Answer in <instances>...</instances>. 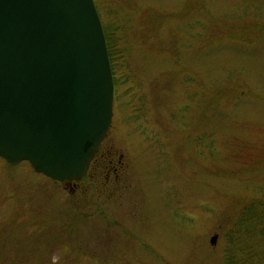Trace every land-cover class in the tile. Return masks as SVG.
I'll use <instances>...</instances> for the list:
<instances>
[{
	"label": "rangeland",
	"instance_id": "rangeland-1",
	"mask_svg": "<svg viewBox=\"0 0 264 264\" xmlns=\"http://www.w3.org/2000/svg\"><path fill=\"white\" fill-rule=\"evenodd\" d=\"M95 1L110 128L78 181L0 159V264H264V0Z\"/></svg>",
	"mask_w": 264,
	"mask_h": 264
},
{
	"label": "water",
	"instance_id": "water-1",
	"mask_svg": "<svg viewBox=\"0 0 264 264\" xmlns=\"http://www.w3.org/2000/svg\"><path fill=\"white\" fill-rule=\"evenodd\" d=\"M113 103L94 0H0V158L78 181L107 135Z\"/></svg>",
	"mask_w": 264,
	"mask_h": 264
},
{
	"label": "trees",
	"instance_id": "trees-1",
	"mask_svg": "<svg viewBox=\"0 0 264 264\" xmlns=\"http://www.w3.org/2000/svg\"><path fill=\"white\" fill-rule=\"evenodd\" d=\"M104 24V22H103ZM104 30H105V35H106V39H107V45H108V51H109V56H110V60H111V64H112V67L114 65V58H115V55L117 54V52L115 51V44L113 43V39H114V33L111 31L110 28H107L105 25H104ZM115 40V39H114ZM262 209L258 210L256 207L253 208V207H250L248 209L249 212V218L251 220H253L254 222L256 220H264V204L261 206ZM262 232V230H261ZM262 234H264V230L262 232Z\"/></svg>",
	"mask_w": 264,
	"mask_h": 264
},
{
	"label": "flooded vegetation",
	"instance_id": "flooded-vegetation-1",
	"mask_svg": "<svg viewBox=\"0 0 264 264\" xmlns=\"http://www.w3.org/2000/svg\"><path fill=\"white\" fill-rule=\"evenodd\" d=\"M97 154V153H96Z\"/></svg>",
	"mask_w": 264,
	"mask_h": 264
}]
</instances>
